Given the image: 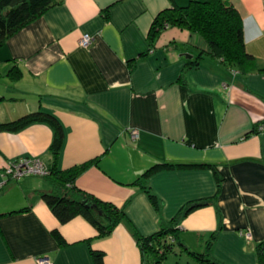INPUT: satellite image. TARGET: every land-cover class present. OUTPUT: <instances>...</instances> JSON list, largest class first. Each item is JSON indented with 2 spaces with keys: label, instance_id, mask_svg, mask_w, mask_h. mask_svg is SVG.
<instances>
[{
  "label": "crops",
  "instance_id": "0c3cea01",
  "mask_svg": "<svg viewBox=\"0 0 264 264\" xmlns=\"http://www.w3.org/2000/svg\"><path fill=\"white\" fill-rule=\"evenodd\" d=\"M229 1L242 18L245 47L255 57V69L247 74L212 58L200 35L184 36L180 28L167 27L150 46L151 21L170 0H62L5 39L0 121L39 108L50 113L64 133L59 167L98 158L77 177V186L116 206L127 203L126 218L103 237H96L82 216L60 223L39 195L49 189L45 178L5 173L6 164L21 157L49 164L52 127L36 121L16 131L0 129V213L29 206L0 216V264H36L40 256L52 264H94L90 248L103 251L104 264H141L134 228L154 232L187 202L216 193L208 169L157 172L142 183L162 200L158 213L133 181L164 160L215 162L224 176L214 203L179 220L173 249L194 260L174 264H200L178 241L198 251L215 229L214 258L258 264L255 245L264 239V130L246 133L264 119V73L258 70L264 67V0ZM84 34L92 37L87 46L79 44ZM200 50L202 60L181 82L185 62ZM12 65L21 70L17 78L8 74ZM131 130L137 132L134 138ZM53 229L65 246L58 245Z\"/></svg>",
  "mask_w": 264,
  "mask_h": 264
},
{
  "label": "trees",
  "instance_id": "16d2710c",
  "mask_svg": "<svg viewBox=\"0 0 264 264\" xmlns=\"http://www.w3.org/2000/svg\"><path fill=\"white\" fill-rule=\"evenodd\" d=\"M61 1L0 0V45L8 36ZM104 15L107 17V8L104 9ZM167 27L186 29L202 36L209 47L208 54L212 58L218 59L229 69L237 70L240 74H247L255 69V57L245 47L242 18L229 0H186L182 3L178 0H170V4L161 9L151 21L147 32L150 46H153L157 36ZM202 58L203 50H200L193 59L187 60L178 79L185 82L186 71L192 66L198 65ZM258 70L264 73V67L258 68ZM8 74L12 78H17L21 75V70L18 66L12 65L8 69ZM36 121L45 122L53 129V139L50 145L51 161L47 164L46 174L38 175L45 178L49 184V189L39 190L41 199L60 223H65L75 216H82L94 227L96 237L109 235L126 218L127 201L122 206H116L111 201L103 200L76 184L77 177L90 165L98 163V158L67 168L59 167V153L64 139L63 128L53 115L40 108L24 112L12 120L0 121V129L16 131ZM259 130H264V119L255 122L246 136ZM174 169H208L212 171L216 181V193L211 197L187 202L170 220L160 222L154 232L141 234L134 228L132 235L141 251V264H161L167 254L173 250L172 241L178 238L179 220L197 207L214 203L224 180V176L215 162L170 160L154 162L141 172L133 184L138 183L143 188L158 213L161 210L162 200L142 181L157 172ZM28 209L27 205L1 212L0 216ZM216 212L220 218L219 209H216ZM217 230H212L209 233L208 238L202 242V249L198 251L188 248L181 240L178 242L200 264H225L212 255V245ZM51 232L59 246L67 244L58 229H53ZM198 240L201 242V235L198 236ZM87 242H90V239ZM89 250L94 264H104L102 250L94 248ZM255 251L258 264H264V239L255 245Z\"/></svg>",
  "mask_w": 264,
  "mask_h": 264
},
{
  "label": "built area",
  "instance_id": "2783aa9c",
  "mask_svg": "<svg viewBox=\"0 0 264 264\" xmlns=\"http://www.w3.org/2000/svg\"><path fill=\"white\" fill-rule=\"evenodd\" d=\"M91 39L92 37L89 34H84L79 40V44L87 46L91 42ZM136 135L137 132L131 130V137L134 138ZM46 172L47 166L37 157H21L8 162L5 166V173L16 179L26 175H43ZM36 264H52V261L48 256H40L36 258Z\"/></svg>",
  "mask_w": 264,
  "mask_h": 264
},
{
  "label": "rangeland",
  "instance_id": "374dc122",
  "mask_svg": "<svg viewBox=\"0 0 264 264\" xmlns=\"http://www.w3.org/2000/svg\"><path fill=\"white\" fill-rule=\"evenodd\" d=\"M175 29L177 28L178 29V27H174ZM181 29V31L182 30H185V31H182V32H184V36H188L190 33L188 32V30H186V29H182V28H180ZM179 29V30H180ZM178 34H179V32H178ZM181 37H182V35H180V37L178 36L177 38L179 39V41L181 42L182 41V39H181ZM202 37V36H201ZM203 38V37H202ZM204 39V38H203ZM206 42V41H205ZM230 70H233V69H230ZM234 73L236 74V72L234 71ZM46 165V164H45ZM47 166V165H46ZM246 233H248L247 235H245ZM243 235H245V237L246 238H249L250 237V234H249V232H244L243 233ZM172 243H173V241H172ZM175 242L173 243V245H172V247L173 246H175ZM177 249H173L171 252H169L168 254H167V256L162 260V262H161V264H174L175 263V261H179V260H182V262H183V260H194V259H192V258H189V257H186L187 255H183V253H179V252H175ZM178 264H181V262H179ZM186 264V263H185Z\"/></svg>",
  "mask_w": 264,
  "mask_h": 264
},
{
  "label": "water",
  "instance_id": "95a60500",
  "mask_svg": "<svg viewBox=\"0 0 264 264\" xmlns=\"http://www.w3.org/2000/svg\"><path fill=\"white\" fill-rule=\"evenodd\" d=\"M188 57H190V56L188 55Z\"/></svg>",
  "mask_w": 264,
  "mask_h": 264
},
{
  "label": "bare ground",
  "instance_id": "6f19581e",
  "mask_svg": "<svg viewBox=\"0 0 264 264\" xmlns=\"http://www.w3.org/2000/svg\"><path fill=\"white\" fill-rule=\"evenodd\" d=\"M48 170V169H47Z\"/></svg>",
  "mask_w": 264,
  "mask_h": 264
}]
</instances>
